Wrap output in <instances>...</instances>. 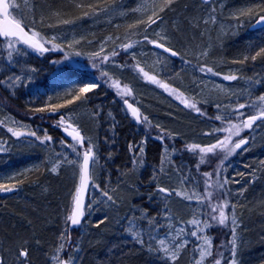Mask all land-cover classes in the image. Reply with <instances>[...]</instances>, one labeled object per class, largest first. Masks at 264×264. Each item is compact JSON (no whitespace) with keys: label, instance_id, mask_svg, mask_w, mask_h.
<instances>
[{"label":"rangeland","instance_id":"obj_1","mask_svg":"<svg viewBox=\"0 0 264 264\" xmlns=\"http://www.w3.org/2000/svg\"><path fill=\"white\" fill-rule=\"evenodd\" d=\"M9 3L10 14L13 19L25 21L32 17L28 0H9ZM229 4L230 0H211L210 3H205L204 0H175L170 6L165 7V0H111L109 5L102 7L91 17L87 16L83 20L67 23L70 32L59 25H30L29 33L39 32L40 37L43 38L41 42L55 38L54 43L60 45V49L46 52L47 62L44 56L39 55L38 52L22 43L15 45L17 51L13 52L10 61L8 58L9 49L5 43L0 42V151L6 154L21 153L26 152L24 150L26 147L29 151L25 157L30 156L28 158L31 159L35 154L33 153L34 150L37 151V154H41V156L22 166L19 165L22 164L23 157L18 155L15 159V162L19 161L18 167L12 169L8 166V169L1 170L0 183L11 186L13 184L19 185L21 181H25L28 182V189L35 188L39 183L29 179L31 175L37 176L33 174L36 171L44 170V181L47 179L49 181V177L58 176V180H63L68 185L65 189L63 188L58 217L49 221V226H54L56 243L40 256L28 253L27 264H35L32 260L38 261L37 264H56V261L52 259L54 255H59L65 260L69 255L77 258L82 245L86 246L88 250L91 246L99 245L96 236L98 234L95 232L97 227L94 216L106 213L109 206L115 204L123 206L121 213L116 216L115 226L126 230L130 227L128 220L132 219L143 239L151 241L152 249L157 251L164 261L172 262L167 259L168 253L164 251L165 246L171 252L174 250L175 244L186 241L185 247L179 253V258L184 254L188 256L187 259L190 258L191 264H195V261L200 259L201 248H207L202 238L204 236L211 238L212 255H206L202 264H214L216 259H221L216 251L217 247L213 234V227L217 226L218 223L211 221L209 215L218 216V212L212 213V209L209 208L210 202L208 198L204 197V193L199 187V181L192 170L191 162L184 153L187 151L186 147L191 144H199L201 147L216 144L218 139L216 135L220 138V132L222 135L224 133V138L229 136L228 131H216L219 127H216L214 123L223 124L226 118H231L230 125L241 124L243 116H239L234 111L238 108V104L258 102L257 98L260 96L258 90L264 80L263 69L252 74H240L237 71L239 69L232 63L229 62L228 65V63L216 59L215 56L224 36L232 35L233 33L230 32L232 29L234 32L241 33V27L246 29L249 26L243 23V20L240 24L236 19H241L243 16L257 18L261 14V9L264 8L263 5L261 6L264 2L238 10L233 9V12ZM161 8L164 10L160 11ZM249 10L252 12L249 13ZM153 11L162 18V21H157L148 27V17L152 15ZM21 13L24 17L23 20H21ZM210 14L214 20L210 19ZM79 23H81L80 26ZM157 33L160 36H166L167 39L161 40ZM145 35H147L148 40H145ZM76 41L79 43H75ZM148 41H156L169 46L178 55L172 56L170 53H165ZM124 44H132L133 46L125 51L122 47ZM259 44H252L251 49L263 47L264 42H259ZM45 47L52 48V44H45ZM101 47H103V52H101ZM113 51L119 54L112 55ZM202 51H207L208 54L203 56L201 55ZM76 52H79L80 55H75ZM97 52H100V57L94 58L93 54ZM66 56L68 59H65ZM104 56H108L109 59L103 61L102 57ZM33 59L46 63V65H33L30 63ZM130 60L132 61L131 64L135 66L134 69L137 74L125 66V63L130 64ZM55 61H59V63H54ZM201 65L211 67L213 72L219 73V75L200 71ZM32 69L37 71L32 72ZM140 69H143V72ZM144 72L155 77L157 82L154 83L145 77ZM103 73H107V75L105 76ZM225 75H235L237 79L224 80L223 76ZM16 76L31 77V80L25 78L21 82L15 83L14 86H10L8 78ZM119 79L124 80L125 85L132 92L130 96L120 97L123 100H128V97L133 99L132 102L139 109L141 116H147L148 121L156 126L151 138L162 143L164 149L167 148V154L165 151L163 154L164 162H161L155 187L159 185L169 190L174 189L176 192H187L189 196L193 197L192 199H184L175 193L167 199L164 198L165 194L160 193L150 196L151 193L147 192L149 186H143V184L140 185L139 191L134 194L129 187L131 176L124 175V173L120 174V180L115 188L102 189L99 181H101L104 171L99 166L96 139L89 130L93 126L91 123L94 116L89 113H81L87 123L86 132H84L78 124L79 118L76 119L78 114L75 115L74 110L68 112V106L70 108L75 104L79 106L82 102L73 101L71 104H66V101L72 98L73 89H78L84 84L98 83L101 85L93 92L88 93V98L96 96L97 93L95 92L98 89L111 87L117 81L122 89L125 85H121ZM161 85L168 87L165 88ZM35 89L38 90L35 92ZM4 96L10 98L19 96L31 109L43 106L45 103L66 104L59 110V114H64L71 119L66 120L63 127H66L67 122L74 124L85 137L86 148L89 147L88 141H91L95 157V163L92 165L93 185L86 201L83 226L70 231L71 240L65 244V251L63 252L56 253L55 249L61 243L59 236L67 227L66 217L72 211L80 180L83 149L76 142L70 143L63 140L64 143L62 144V140H59L60 144H58L55 137L48 132V126L56 124L59 114L26 112L28 109L22 110L23 108H20L18 112L15 109L9 110L4 107L6 102L3 99ZM177 96H181V98L178 99ZM182 100L196 103L197 107L201 108L206 115L197 114L186 107ZM217 105L220 107L217 108ZM206 107H212L213 112L209 111V114ZM239 111L245 114L253 113L248 107L239 109ZM27 113L32 116L29 117ZM109 113L111 112L107 110L101 114L99 110L97 116L101 124L106 125L113 118L114 114L109 115ZM217 115H221L224 119H215ZM181 117L186 119L187 124L182 125L184 120ZM257 124L261 126L256 127L254 125L253 129H243L238 136L231 137L228 147H232L242 138H246L248 143L228 156L230 157L228 162L219 167L221 169L220 175L216 178V181L219 179L221 183L227 179L228 182L225 185L229 186L235 195L234 207L229 209V212L227 210L225 212L229 216V222L234 215L239 225L236 229L237 250H239L240 241L243 239L240 229L242 224L240 209L264 207V199L262 201L257 199V196H264V184L260 182V188H258L259 186L253 188L252 185L260 180L262 173L264 177V123L259 121ZM9 128L21 132L22 135L20 137L13 136L8 131ZM31 131H35L40 137H43L46 131L52 136V141L41 143L29 135ZM168 133L171 136L166 135ZM162 134H165L163 141L158 138ZM22 140H26L27 145L24 144V146L21 143ZM34 142L44 146V148L36 149ZM72 144H76L77 151L72 150L70 146ZM198 151L199 149L195 152H187L195 155ZM77 152L80 153L79 156H77ZM221 152L226 153L225 150H221ZM6 154H0V161L7 160ZM165 155H167V159H165ZM67 160L75 161V163L69 164ZM140 161L138 158L135 169L137 172H139V168L141 171L145 168L144 163ZM57 164H59L57 171L53 172L52 168ZM124 177H126L124 182L127 183V186H119ZM204 177H202L203 180L208 179V177ZM96 179L99 183H95ZM104 191L113 197L114 203L108 201L107 197L102 194ZM6 193L9 194L10 192H0V195ZM144 195L148 196L149 202H151L152 197L159 203V212H154L149 216L140 202H136ZM133 196L134 200L131 199ZM197 196L201 199H198ZM2 198L0 197V205ZM89 203H91L90 209L88 208ZM213 203H219V200L215 199ZM144 212L147 213V217H156L159 226L149 225L147 218L140 219ZM119 215L120 218H118ZM193 219H197L201 223L198 226L189 223ZM205 221L213 226L204 228ZM54 222L57 223V226ZM198 227L203 231H197ZM180 229H183L184 232L180 233ZM193 231L197 232L196 236L190 234ZM85 235L87 238L82 244ZM161 239L165 241L164 246L159 244ZM77 243L78 252L73 250ZM3 246L0 243V261H3L4 264H20L23 258L18 260L15 251L12 254L8 247ZM21 248L27 247L22 246L17 251ZM75 260L73 264H75Z\"/></svg>","mask_w":264,"mask_h":264},{"label":"trees","instance_id":"obj_2","mask_svg":"<svg viewBox=\"0 0 264 264\" xmlns=\"http://www.w3.org/2000/svg\"><path fill=\"white\" fill-rule=\"evenodd\" d=\"M110 1L111 0H28L32 17L29 20L21 21V24L25 26L27 30H29L31 27L30 25L33 24L37 26L59 25L62 26L61 28L64 30L70 32L69 25H65L62 21L83 20L87 16L91 17V15L95 14V12L102 7L109 5ZM263 2L264 0H230L229 7L233 12V9L238 10ZM77 4H79L80 7H77ZM262 5L264 6V4H261V6ZM94 9L98 10L94 11ZM85 13H87V15H85ZM260 13V15H264V11H260ZM256 19L257 18L254 16H243L241 19L237 18L236 20L240 24L241 20H243V23L249 26L246 29L245 27H241V33L234 32V29H232L230 32L233 34L224 36L221 42L219 41L220 48H218V52L216 51V59L228 63V65L229 62L232 63V65L239 69L237 71H239L240 74H252L257 70H264V54L257 56L255 61L251 59V56L259 51V48L251 49L252 44L260 45L259 42H264V25H256L254 23ZM80 24L81 23H79V26ZM262 46L264 47V45ZM39 55L45 58L47 56L46 53H39ZM245 56H248V59L244 63H233V61L242 60ZM131 62V60L130 64L124 62L125 66H127L131 72L136 73L134 69L135 66H133ZM30 63L36 66H38V64L40 66L46 65V63L39 62L35 59L31 60ZM133 64L135 65V63ZM139 76H141V74H139ZM119 80L121 85H125L124 80ZM37 90L35 89V92ZM95 93H97L96 96L81 101L82 104L79 106H76V104L74 106L71 105V108L68 106L69 111H67L70 112L74 110L75 115L78 114L76 119L79 118L77 120L79 123H77L84 132H86L85 126L87 123L82 114L89 113L94 116L91 123L93 126L89 128V130L96 139L99 166L104 171V176L102 175V179L99 181L102 189L107 190L109 188H115L120 180V174L124 173V175L131 176V182L127 181L130 183L129 187L134 194L139 191L141 184H143V186H149L147 192H156V180H153V176L155 175L158 177L164 154L163 144L151 138V135L154 134L153 129H155L156 126L154 123H138L132 118L124 106L123 99L117 94V88L113 87V85L104 89L100 88ZM258 93L264 95V80L259 86ZM3 99L6 101L4 107H7L9 110L15 109L18 112L20 108H23L22 110L28 109L26 112L31 111V107L27 106L19 96H17V98L4 96ZM128 100H131V102L133 101L131 97H128ZM77 102L78 101H76V103ZM206 108L209 114L213 112L212 107ZM99 110L101 114L105 113L107 110L114 114L108 124L105 125L100 123L97 116ZM247 115L248 114H245V116H243V120L246 119ZM30 116L32 115H29V117ZM46 117L48 118V116ZM182 119L184 120L182 125L187 124V122H185L186 119ZM226 119L223 124L215 122V126L219 127V129H228L230 125L229 122L232 119ZM225 122L227 123L226 125L224 124ZM258 122L259 121H257L256 124ZM48 129V132L55 137L58 144H60L59 140L75 143L61 131V128L57 129L53 126H48ZM219 136L220 138L216 135L218 138L216 142L224 139V133L222 135L220 132ZM21 143L27 145L26 140H22ZM35 144L37 147L36 149L44 148V146L40 144ZM141 145L144 148L143 153L138 152L137 146ZM85 146H87L86 141ZM24 148L26 152L19 151L21 153L14 152L6 154L0 151V154H6L8 156L7 160L5 159L6 161H0V172L1 170L8 169V166L12 169L18 167L19 161L15 162L18 155L23 157L22 164L19 166L25 165V163L27 164L34 158L41 156V154H37V151L34 150L33 153L35 154H33L31 159L28 158L30 156L25 157L29 150L26 147ZM184 155L191 162L192 170L199 181V187L204 193V197H206V186L204 183L205 180H203L202 177L205 178L204 173H213L211 178L213 186L208 189V191L212 193V196L206 197L210 202L209 208H211L215 199L220 200L221 198L226 200L230 205H234L235 195L229 186L224 184V187L220 188L215 183L217 178L215 172L218 170L220 171L221 169H219V167L226 164L230 157H228L227 160H223L226 153L221 152L219 148L216 149V154H206L204 162H200L201 154H199V151L196 152L195 155L185 151ZM138 158L140 160L142 159L145 165L142 171L140 168L138 169L139 172L135 170ZM221 161H223V163H221ZM5 162L7 163L3 164ZM10 163H12V165H10ZM196 163L198 164L196 165ZM198 170L200 171L199 173ZM33 174L37 176L31 175L29 180L39 183L35 188L28 189V182L21 181L19 185H16L14 191L9 194L0 195V197H3L1 199L2 204L0 205V243L8 247L12 254H14V251L17 253L20 247L26 246L28 253L40 256L42 253H46L47 249L53 246L57 240L55 232L53 231L54 226H49V221L58 217L59 208L61 207V197L64 191L63 188L65 189L68 185L63 180H58V176L53 178L49 177V181L48 179L44 181V170H38ZM125 179L126 177H124L123 182H121L119 186H127V183L124 182ZM259 179L260 180L252 184L253 188H257V186L260 188V182L264 184L263 173ZM150 180H152V182H150ZM99 182L97 179L95 180V183ZM258 198L262 201L264 196H257V199ZM131 199L134 200V196ZM136 202H140L149 216L154 212H159V203L152 197L151 202L148 201L147 195L136 200ZM231 208L232 207H229L225 210L229 212ZM122 209V205L115 204L109 206L106 213L96 214L94 216L95 222L107 216L104 223L95 228V232L98 234L96 236L99 245L91 246L89 250L86 246L82 245L79 255L75 260V264H191L190 258L187 259L186 257L188 256L184 254L175 262L164 261L157 251L154 249L149 250L147 246L141 245L133 240L126 232L125 228L115 226L116 216L121 213ZM239 214L242 222L240 229L242 230L243 239L240 241L239 250H237L236 244L235 259L238 261V264H264V207L240 209ZM120 215L118 218H120ZM54 223L55 226H57V223ZM213 231L217 247L216 251L219 257H221V264H227L226 258L230 256L228 249L231 246L230 241L232 239L230 228L217 225L213 227ZM84 238L82 239V244L87 238L86 235ZM185 259L187 260L185 261ZM32 262L35 264L38 263V261L33 260Z\"/></svg>","mask_w":264,"mask_h":264},{"label":"snow or ice","instance_id":"obj_3","mask_svg":"<svg viewBox=\"0 0 264 264\" xmlns=\"http://www.w3.org/2000/svg\"><path fill=\"white\" fill-rule=\"evenodd\" d=\"M174 2H175V0H165V7L170 6ZM204 2L210 3L211 0H204ZM77 7H80V5L77 4ZM95 10H98V9H94V11ZM163 10H164L163 8L160 9V11H163ZM261 11H264V8H262ZM250 12H251V10H249V13ZM0 14H3V16L5 18L4 23L0 24V42L5 43L7 49H9L8 58L10 61L13 57V52L17 51L15 48V45L19 44V43L27 45L28 48H31L40 54H43V53H46V52H49L52 50L60 49V45H57L54 43L55 38H53V40L41 42L43 40V38L40 37L39 32L33 31L31 33V35H29V32L25 31V26H22L20 20L9 21L7 19L8 16L11 15L9 13V5L7 3H5L4 0H0ZM85 15H87V13H85ZM153 17H155V19H153ZM23 19H24V17H23V14L21 13V20H23ZM210 19L214 20V18L211 16V14H210ZM157 21H162V18L155 11H153L152 15L148 17L147 26L150 27L151 24H155V23H157ZM62 23L67 24V23H70V21L64 20V21H62ZM254 23L256 25L264 24V15H258V17L254 21ZM157 35L160 36L159 33H157ZM109 39H111V38H109ZM160 39L166 40L167 37L166 36H160ZM145 40H148L147 35H145ZM148 42L155 44L157 47L164 48V51L171 52L172 56L178 55V53L175 51H172V49L164 47V44H162V43H157L156 41H148ZM75 43H79V41H76ZM45 44H52V48L45 47ZM132 46H133L132 44L122 45V47L125 51L130 49ZM101 52H103V47H101ZM118 54L119 53H117L115 51H113V53H112V55H118ZM207 54H208L207 51H202V53H201V55H203V56H206ZM262 54H264V47H260L259 51H257L255 53V55L251 56V59L253 61H255L257 56H260ZM75 55L79 56L80 53L76 52ZM93 57L94 58L100 57V52L94 53ZM65 59H68V57L66 56ZM108 59H109L108 56L102 57L103 61H107ZM247 59H248V56H245L242 60L233 61V63H244ZM54 63H59V61H55ZM93 67H95V65H93ZM31 71L35 72L37 70L32 69ZM140 71L143 72V69H140ZM200 71L206 72V73H212L213 75H219V73L213 72V69L211 67H206L205 65L200 66ZM103 75L106 76L107 73H103ZM143 75L145 77H147L149 80H151L152 82H154V83L157 82L155 80V77L149 76L148 73L144 72ZM25 78L28 80H31V77L22 78L21 76H16L14 78L9 77L8 79H9L10 86H14L15 83L21 82L22 79H25ZM223 79L229 80V81L236 80L237 76L225 75V76H223ZM100 86L101 85L98 83H89V84H84L82 87H79L78 89H73L72 90V93H73L72 98L67 100L66 104H71V103H73V101H85L86 99H88L87 94L93 92L94 89L99 88ZM161 86L165 87V88L168 87L167 85H161ZM113 87H116L118 89L117 94L121 97L130 96L132 94L131 89L127 85H125L121 89L118 81L113 84ZM181 96H182V94H181ZM181 96H177V98L179 99V98H181ZM49 99H51V98H49ZM257 101L258 102H253V103H249V104H245V103H239L238 104V108L235 109L234 111H236V113L239 116H245V113L239 111V109H244L245 107H248L254 113V114H248L246 116V119H244L241 124H232V125H230V127L228 129H216V131H228L230 133L229 136L225 137L223 140H218L216 144H212V145L207 146V147H201L199 144H191V145H188L186 147V150L195 152L197 149H199V154H201L200 162H204L206 154H216V149L219 148L221 150L226 151V155L223 157V160H227L228 156H231L233 153L236 152L237 149H241L243 145L248 143V140L246 138H242L238 142H236L232 147H228L229 143L231 142V137L234 135L238 136L243 129H253L254 125H256V127H260L261 126L260 124H256L257 121H261L262 123H264V95H260L257 98ZM182 102L185 104L186 107L192 109L197 114L206 115V113L201 108L197 107L196 103H190L187 100H182ZM123 103L127 105L128 109L131 111L132 116L136 119V121L138 123H140V122L150 123L148 121V117L147 116L142 117L139 109L134 107L133 104L129 103L127 99H124ZM66 104L45 103L43 106L32 108L31 111L34 113L48 112L50 114H59V110L61 108L65 107ZM219 107H220V105H217V108H219ZM109 115H111V113H109ZM70 119H71V117H66L64 114H59V119L57 120L56 124L53 125V127L59 129V128L63 127L66 120H70ZM215 119L222 120V119H224V117H222L221 115H217V116H215ZM13 122H15V121H13ZM157 127H159V126L157 125ZM68 128H71V131H69ZM68 128H64V131L67 133V136L71 137L72 140L76 142V144H79L81 147H83L85 137L83 135H81V132L78 130V128L73 127L71 124L68 125ZM8 131L11 132L12 135L16 136V137H20L22 135L21 132L15 131L12 128H9ZM29 135L32 137H35V139L40 141L41 143H48V142L52 141V136L49 135L46 131H45V134L43 137L37 136L35 131H31L29 133ZM164 135L165 134H162L158 138L161 141H163ZM166 135L171 136L170 133H168ZM61 143L63 144L64 141L62 140ZM88 143H89V147L87 148L86 151L83 152V163L80 165V171H81L80 187L77 189V196L75 197V207L72 210L71 214L66 217L65 223H66L67 227L65 228L64 231L61 232V234L59 236V240L61 241V243L55 249L56 253H60V252L65 251V244L70 242V240H71L70 230L78 229V228L83 226L82 225V217H84L85 211L83 210L82 200L80 199L79 194L83 190V188L85 187V185L87 184V182L89 180V160H90V158L92 159V162L95 163V157H94V153L92 150L91 141L89 140ZM76 144L70 145L74 152L77 151ZM137 147H138V152L143 153V151H144L143 146L141 145V146H137ZM244 150H247V149H244ZM164 151H165V154H167V148H165ZM79 155H80V153L77 152V156H79ZM165 159H167V155H165ZM140 162L141 163L143 162L142 159ZM163 162L164 161L162 160V163ZM67 163L72 164V163H75V161L67 160ZM221 163H223V161H221ZM58 166H59V164L54 165L52 168V171L56 172ZM161 171H163V168H161ZM212 175H213V173H204V176L208 177V179L204 181L205 186H206L205 187V196L206 197L212 196V193L208 191V189L213 186V183L211 182ZM215 175L217 177H219L220 171L218 170L215 173ZM157 179H158V177L154 175L153 180H157ZM227 182H228L227 179H225L223 181V183H221L218 179L215 183L220 188H223L224 184H226ZM15 187H16V185H14V184L9 186L8 184L0 183V192H12L15 189ZM95 187H98V186H95ZM157 193L165 194L164 195L165 199L169 198L173 193H175L178 196H182L184 199L190 200L193 198L192 196H189L187 194V192H176L174 189L169 190V189L162 187V186H159V185L157 186L156 192L151 193L150 196H154ZM102 194L105 197H107L108 201H112L113 203L115 202V201H113V197L110 196L107 191H104ZM197 198L201 199L199 196H197ZM229 207H234V205H230L226 200L221 198L219 200V203H213L211 205L212 213L218 212V216L212 215V214H209V215H210L211 221L217 222L218 225H220V226H225V227L230 228V232H231V236H232V239L230 241L231 246L228 249L230 256L227 257L226 260H227V264H238V261L235 259V257H236V241L238 238L237 234H236V229L239 227V225H238L234 215L231 217V220L229 222V216L225 212V209L229 208ZM88 208L89 209L91 208V203H89ZM145 218H147L149 225H152L154 227L159 226V223H158L156 217H147V213L144 212L142 214V216L140 217V219H145ZM106 219H107V216L96 221L95 226L99 227V225L104 223V221ZM69 221H70V224L68 223ZM226 222H228V223H226ZM128 223H129L130 227H128L126 229V232L132 237V239L141 245H147L149 250H152L153 245H152L151 241H145L143 239L140 232L137 230V226L134 224V221L132 219H129ZM189 223L198 226L201 223V221H199L197 219H193ZM212 226L213 225L211 223H209L208 221L204 222V228H209ZM197 231H203V229L198 227ZM179 232L183 233L184 230L180 229ZM190 234L192 236H196L197 232L193 231ZM198 238H200V237H198ZM202 238L204 239V242H205V245H207V248H201L200 253H199L200 259L196 260L195 264H202L206 255L207 256L212 255L211 238L208 236H204ZM159 244L161 246H164L165 241L163 239H161V240H159ZM185 245H186V241L181 242L179 244H175L173 246L174 250L171 252H169V249L165 246L164 251H165V253H168L167 259L171 260L172 262H175L179 258V253H180L181 249H183L185 247ZM73 250L77 251V252L79 251L78 243L74 246ZM27 257H28L27 248H21L17 252V259L20 260V258H23V260H21L20 264H27ZM52 259H54L56 261V264H73L76 257L69 255L68 258L65 260V259H62L59 255H54L52 257ZM0 264H4V262L0 261ZM214 264H221V261L219 259H216Z\"/></svg>","mask_w":264,"mask_h":264},{"label":"water","instance_id":"obj_4","mask_svg":"<svg viewBox=\"0 0 264 264\" xmlns=\"http://www.w3.org/2000/svg\"><path fill=\"white\" fill-rule=\"evenodd\" d=\"M4 2L5 3H7L8 5H9V13H11L10 11H11V8H10V3H9V0H4ZM9 21H13V20H15V19H13L12 18V16L11 15H9L8 16V18H7ZM4 20H5V18H4V16H3V14H0V24H3L4 23ZM23 26V25H22ZM25 31H28L26 28H25ZM29 32V31H28ZM29 35H31L30 33H29ZM157 43H160V42H157ZM27 46V45H26ZM154 47H156V48H158L159 50H161V51H163V52H165V53H170L171 54V52H167V51H164V48H161V47H157L155 44H154ZM164 47H166V48H170V47H168V46H166V45H164ZM171 49V48H170ZM173 51V50H172ZM128 102L129 103H131V104H133V106L134 107H136V105L133 103V102H131V101H129L128 100ZM125 106H126V108H127V110H128V112L131 114V111L128 109V107H127V105L126 104H124ZM137 108V107H136ZM131 116H132V114H131ZM133 117V116H132ZM134 118V117H133ZM135 119V118H134ZM136 120V119H135ZM69 124H71L73 127H76L74 124H72V123H70V122H67L66 123V127H62L61 128V130H62V132L67 136V133L64 131V128H68V125ZM68 130L69 131H71V128H68ZM81 135H82V133H81ZM70 140H72V138L71 137H69V136H67ZM73 141V140H72ZM79 145V144H78ZM80 146V145H79ZM81 147V146H80ZM82 149H83V152L84 151H86L87 149H86V146H85V141H84V145H83V147H81ZM83 163V158H82V161H81V164ZM92 165H93V162H92V159L90 158V160H89V180H88V182H87V184L85 185V187L83 188V190L80 192V194H79V196H80V199L82 200V207H83V210L85 211V207H86V201H87V198H88V196H89V193H90V191H91V187H92V185H93V182H92ZM80 176H81V172H80ZM80 187V180H79V185H78V188ZM77 188V189H78ZM77 196V191H76V195H75V197ZM74 207H75V198H74V202H73V206H72V210L74 209ZM72 212V211H71ZM84 218H85V215H84V217H82V223H83V220H84ZM69 224H70V221H69ZM72 230H74V229H72Z\"/></svg>","mask_w":264,"mask_h":264}]
</instances>
